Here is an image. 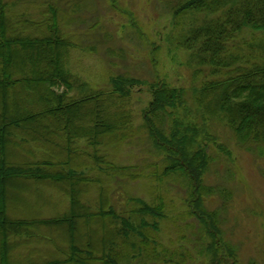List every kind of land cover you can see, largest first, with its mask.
Wrapping results in <instances>:
<instances>
[{
	"label": "trees",
	"instance_id": "obj_1",
	"mask_svg": "<svg viewBox=\"0 0 264 264\" xmlns=\"http://www.w3.org/2000/svg\"><path fill=\"white\" fill-rule=\"evenodd\" d=\"M47 8V17L35 25L37 33H25L21 21L10 17L7 2L0 0V264H10L11 250L19 243L34 238L53 242V230L63 228L66 257L31 264H89L93 258L102 264H125L129 255L135 260L144 253L174 260L154 237L156 221L164 216L162 200L150 204L132 197L135 206L125 217L105 201L104 187L97 210L83 202L90 177L78 171L75 157L82 151L89 154L90 148L96 153L93 158L101 160V147L123 142L133 131L124 101L142 81L117 76L109 90L70 94L76 82L67 68L72 43L61 34L58 9L52 4ZM170 8L177 19L205 16L189 25L176 44L186 51L189 67H207L215 78L191 89L161 80L149 83L152 99L142 111L141 126L163 156L160 175L179 173L187 181L190 214L211 239L210 264H219L218 252L232 257L233 249L222 237L218 211L203 205L204 196L214 190L203 181L209 164L205 140L211 137L216 143V135L199 127L189 107L196 105L208 117L223 121L240 143H264V0H176ZM246 30L261 36L237 45ZM76 140H84V147L74 146ZM12 146L18 152L15 158H9ZM27 179L57 185L69 198L68 211L44 218L10 215L12 203L25 204L18 190ZM94 222L103 229L93 228ZM124 242L129 249L123 248Z\"/></svg>",
	"mask_w": 264,
	"mask_h": 264
},
{
	"label": "rangeland",
	"instance_id": "obj_2",
	"mask_svg": "<svg viewBox=\"0 0 264 264\" xmlns=\"http://www.w3.org/2000/svg\"><path fill=\"white\" fill-rule=\"evenodd\" d=\"M5 1L10 17L21 21L20 27L25 33H37L35 25L47 17L45 12L50 4L58 9L61 34L72 43L67 68L76 82L70 94L109 90L111 79L117 76L142 81L133 86L124 101L133 131L123 142L101 147L98 152L101 160L93 158L96 153L90 148L89 154L82 151L75 157L78 171L90 177L83 188L82 200L91 210H97L101 187L105 188V201L114 205L121 217L135 206L130 200L132 197L150 204L162 200L164 204V216L156 221L158 228L154 237L174 260L150 258L152 254L146 256L144 253L135 260L129 255L124 263L210 264L211 239L199 219L190 214L187 181L179 173L160 175L163 156L141 126L142 111L152 99L149 83L161 80L171 87L191 89L215 78L207 67L199 68L195 64L189 67L186 51L176 44V39L189 25L202 22L205 16L174 18L170 7L176 0ZM260 36L258 32L246 30L235 43L242 45L244 40ZM198 68L201 72L194 74ZM189 108L190 117L199 127L204 125L207 132L216 135V143L211 137L205 140L209 146V164L203 181L214 190L211 195L204 196L203 205L218 211L222 237L233 249L232 257L218 252L219 264H232L233 260L234 264H264V143H240L223 121L208 117L196 105L191 104ZM73 145L84 147L85 142L76 140ZM16 151L12 146L9 158H15ZM37 155L41 156L40 149ZM120 167H127V170ZM132 172L137 175L133 177ZM154 173L159 174L160 179ZM25 181L18 190V199H23L25 204L12 203L10 215L44 218L68 211L69 198L57 185L32 179ZM105 223L111 225L109 221ZM91 226L103 229V225L97 227V222ZM53 231V242L34 238L14 246L10 264L65 258V250L61 248L67 244L62 236L66 228ZM123 248L129 249L127 242L123 243ZM223 255L227 260L222 262ZM88 263L102 264L94 258Z\"/></svg>",
	"mask_w": 264,
	"mask_h": 264
}]
</instances>
